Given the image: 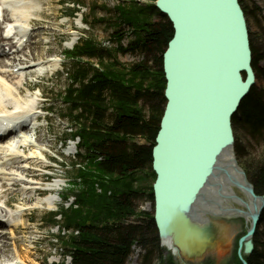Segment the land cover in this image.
I'll list each match as a JSON object with an SVG mask.
<instances>
[{
    "label": "trees",
    "instance_id": "trees-1",
    "mask_svg": "<svg viewBox=\"0 0 264 264\" xmlns=\"http://www.w3.org/2000/svg\"><path fill=\"white\" fill-rule=\"evenodd\" d=\"M117 1L115 10L135 39L113 51L89 38L67 53L73 65L63 99L66 117L76 127L73 138L80 140L77 162L81 168L76 176L82 185L73 192L76 205L62 210L65 254L60 264H66L68 257L71 264H127L134 248L143 252L139 264L163 258L153 214L137 210L140 201L154 202L152 151L167 104L163 55L174 29L156 7L157 0H147L148 5ZM240 3L247 19L249 10ZM123 38L122 31L116 32L117 41ZM250 42L256 77H264L259 68L264 45L251 36ZM119 54H138L143 60L125 68L117 60ZM94 60L99 68L90 63ZM233 129L264 145V87L255 86L242 102ZM236 153L238 160L244 157L237 139ZM241 166L256 193L264 196V151L259 161ZM49 221L59 224L54 218ZM260 228L263 232L255 236L248 264H264V212ZM236 260L242 264L237 256Z\"/></svg>",
    "mask_w": 264,
    "mask_h": 264
},
{
    "label": "water",
    "instance_id": "water-1",
    "mask_svg": "<svg viewBox=\"0 0 264 264\" xmlns=\"http://www.w3.org/2000/svg\"><path fill=\"white\" fill-rule=\"evenodd\" d=\"M156 7L174 29L163 55L167 104L152 151L160 245L178 264H201L211 256L226 259L237 244L248 264L264 196L239 163L233 129L257 83L245 12L240 0H158ZM223 196L230 207L222 206ZM240 218L248 228L236 242Z\"/></svg>",
    "mask_w": 264,
    "mask_h": 264
},
{
    "label": "rangeland",
    "instance_id": "rangeland-1",
    "mask_svg": "<svg viewBox=\"0 0 264 264\" xmlns=\"http://www.w3.org/2000/svg\"><path fill=\"white\" fill-rule=\"evenodd\" d=\"M45 1L48 2V6L45 2L42 8L44 11L43 14H39L38 17L34 16L36 19L34 24L38 23L34 26L35 32H38L36 35H39L43 30H45V34L40 36V38H35L30 44L32 47V54L31 50L27 48L28 51L20 55L19 58L24 59L34 55L36 59L44 58V61L46 58H51L53 60V56H56L55 59L58 58L59 60V58H61L63 60L62 66L57 74L51 73L42 80H38L36 76H33L36 74V71L33 75H29L32 77L28 76L25 82L26 88L23 89V93L29 91L31 88L35 89L38 94L39 88V91L47 101L44 107L48 108L50 111L48 122L41 123L38 136H40V142L42 143H36L49 149V155L54 157V159L55 157L57 158L55 159L56 164H54L56 168L52 167L53 169L50 170L45 169L48 163L43 166V169L34 167L31 178H36L41 182H48L42 176L48 174L54 177L53 181L62 184L66 182L68 186L64 190L55 193L63 197L70 188H73L72 184L76 183L74 177L76 171L75 165L78 164L77 155L79 154L76 147L77 143L70 142L66 146V141L71 137V132L73 131V124L68 122V119L65 117L67 108L64 105L62 94L69 85V79L64 75V70L66 67H71L72 62L67 61L64 53L72 50L74 46L73 43L75 42L74 40L77 37L92 38L97 43L104 44V47L109 50L116 51L118 46L115 42L116 32L122 31V33H124V38L121 42V45L124 47H127L129 43L135 39V36L132 34V30L120 21L119 15L115 10L118 5L117 0H80L82 2L81 11L76 18L71 19L69 18V14L73 8L72 4L64 5L63 2L65 0ZM140 1L143 2L144 0ZM242 3L249 10V16L247 18L249 34L262 47L264 45V0H242ZM75 10L76 9L73 11ZM40 15H44L43 18H40ZM43 40H45L44 42L47 44H42L38 48L37 43L43 42ZM108 42L109 44H107ZM10 50L11 47H9V54H11ZM117 60L119 64L125 68H129L132 65L139 64L143 59L138 54H119ZM90 63L95 66L98 64L96 60ZM259 68L264 72V62L259 65ZM256 86L264 87L263 75L257 77ZM234 133L235 138L243 147L244 157L240 158V163L244 167H248L252 161H259L263 155L264 145L262 143H256L241 130H237ZM138 142L144 144L142 140H138ZM26 151L28 152L29 150ZM51 179L52 178H50V180L48 179V183H53ZM141 185H139V187ZM9 189L10 188L0 189V191H2L0 192V198L5 196L4 203L9 202L10 207L13 202L16 203L17 206L25 204L20 194L13 195L10 193ZM38 195L43 197L39 192ZM57 202V209L59 210L63 207L64 201L58 200ZM54 208H56V205ZM43 209L48 208L45 207ZM43 209L33 215L28 213V218L30 220L29 225V220L25 215L26 225L25 227L20 226L15 236H11V230H6L8 233L4 234V236H8L7 244L9 246L5 253L7 259H16L18 262L20 261L21 264H46V260H48V264H54L62 261V256L65 254L64 246L61 241L62 236L59 232V228H54L46 223V219L52 213ZM137 211L154 215V202L147 200L140 201ZM236 223L238 226L240 225V230L236 238L237 242L246 233L248 224L245 223L242 218L237 219ZM257 232L262 233L263 230L260 228ZM69 234L70 233H67L66 236ZM2 247L3 246L0 245V248ZM236 249H234L235 251H233L232 257L230 256L223 261H217L216 264H237L235 258L237 256ZM142 254L143 252L140 248H134L133 254L127 264H139V258ZM162 254V260L159 261L156 259L153 264H168L171 261L173 264H178L170 252L164 250ZM66 264H70L69 259L66 260Z\"/></svg>",
    "mask_w": 264,
    "mask_h": 264
},
{
    "label": "bare ground",
    "instance_id": "bare-ground-1",
    "mask_svg": "<svg viewBox=\"0 0 264 264\" xmlns=\"http://www.w3.org/2000/svg\"><path fill=\"white\" fill-rule=\"evenodd\" d=\"M7 1H15L23 5L21 9H18L19 21L15 23L16 26H20L21 24L22 33L20 35L18 34L17 38L13 37L9 39L5 37L6 28L2 26H4L5 22H13L11 20L12 17L6 14L4 17L5 22L0 23V48H2L0 52V120L3 117L8 119L11 117H18L36 109V102L39 97H29L23 93V89L26 88L25 82L28 76L33 75L38 68L45 66L44 58L36 59L34 55L24 59L19 58L20 55H23L28 49L31 50L32 47L30 44L35 38H40V36L45 34V30L41 31L39 35H32L30 31V26L36 22L34 16L38 17L39 14H43L44 12L42 10L45 5L43 0H3V2ZM26 38H28V42L24 43V39ZM44 41L45 40L37 43L38 48L42 44H47ZM6 47L8 49L11 47V54L8 53L9 51H5ZM33 63H36V65H33ZM59 65L58 58L51 59L48 62L50 71H57L60 67ZM21 68H24L25 73L16 72L17 69ZM39 109L40 108H38V110ZM39 128L35 130L36 140L26 135L8 142L0 141V189L10 188V193L13 195L20 194L23 198L22 201L25 202V204L18 205L16 210L10 212V219L22 211L34 209L42 210L45 207L53 209L58 201L56 196L52 193L41 197L38 195L39 191H37V189L44 184L48 187L49 191H54L59 186L58 182H41L36 178H31L33 168L40 167L43 169V166L48 163L47 160H49V149L40 145L42 142H40V136H38ZM36 142L40 144L38 145ZM26 150L29 151L27 152ZM223 170H228L226 165L223 166ZM230 183L232 184V182ZM230 183H227L224 188L227 192L231 191ZM224 198V201L220 199L223 201L222 206L225 208L230 207L231 205L229 204L228 197L226 196ZM3 206L10 207L9 202L3 203L0 201V212H7V210L3 211ZM215 211L216 213L221 212V210L217 209ZM20 214V219L12 218L11 221H6L5 223L0 221V228H9L11 230V236H15L18 228L20 226L25 227L26 225L25 213ZM217 234L220 240H226L228 238L226 229H218ZM7 239L8 236H4V234L0 233V245L3 246L0 248V264H21V262H18L16 259H7L5 255L9 247Z\"/></svg>",
    "mask_w": 264,
    "mask_h": 264
},
{
    "label": "flooded vegetation",
    "instance_id": "flooded-vegetation-1",
    "mask_svg": "<svg viewBox=\"0 0 264 264\" xmlns=\"http://www.w3.org/2000/svg\"><path fill=\"white\" fill-rule=\"evenodd\" d=\"M245 222V221H244ZM156 227V226H155ZM158 232V231H157ZM159 244H160V242H159ZM237 248V249H236ZM235 249L236 250H238V245L236 244V246H235ZM161 251L163 252L164 250L163 249H161ZM235 251V250H234ZM233 254V253H232ZM231 254V255H232ZM236 255H237V252H236ZM233 256V255H232ZM231 256V257H232ZM230 257V256H229ZM229 257H227V258H229ZM237 257H238V255H237ZM226 258V259H227ZM236 258V257H235ZM226 259H223V260H226ZM223 260H221V261H223ZM209 261H211V262H209ZM219 262L220 260L217 258V257H215V256H211V257H209L208 259H206L203 263H201V264H216V262Z\"/></svg>",
    "mask_w": 264,
    "mask_h": 264
}]
</instances>
